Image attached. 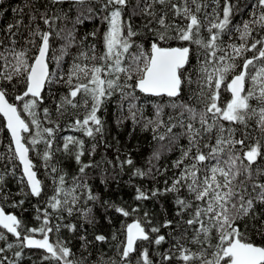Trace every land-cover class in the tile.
Instances as JSON below:
<instances>
[{
  "label": "snow or ice",
  "instance_id": "obj_1",
  "mask_svg": "<svg viewBox=\"0 0 264 264\" xmlns=\"http://www.w3.org/2000/svg\"><path fill=\"white\" fill-rule=\"evenodd\" d=\"M14 11L20 18L0 30V114L11 137L0 153V161L11 164L0 170V264H21L26 249L38 250L31 264H89L93 241L85 225L99 223L97 210L109 224L110 211L133 217L111 234L119 259L104 261L101 254L99 264H264V0H25ZM88 24L92 29L80 34ZM222 86L231 94L223 106ZM61 87L64 93L58 92ZM45 100L54 108L43 107L41 118ZM109 104L117 130L131 120L132 132L137 126L151 131L157 146L149 165L166 152H179L171 182L150 191L137 187L135 196L142 201L171 194L172 218L161 204L164 218L153 224L148 210L139 215L140 205L126 207L93 191L94 169H100L105 189L119 183L126 166L133 169L130 180L168 171L135 167L130 153L121 159L118 137L114 143L106 139ZM146 104L153 117H145ZM79 108L85 110L82 119L69 112ZM165 109L171 110L166 118ZM65 115L74 116L67 127L88 138L87 146L80 135L56 143ZM111 149L114 160L106 156ZM32 151L41 157L51 189L38 177ZM57 152L78 166L70 182L69 174L51 163ZM10 176L18 181L17 193L7 188ZM14 195L22 197L12 201L21 212L26 200L38 201V227L6 211ZM73 215L79 224L63 223ZM62 228L81 233L79 257L70 240L50 238ZM93 240L109 237L96 234ZM164 244H169L165 252L150 256V247Z\"/></svg>",
  "mask_w": 264,
  "mask_h": 264
},
{
  "label": "trees",
  "instance_id": "obj_2",
  "mask_svg": "<svg viewBox=\"0 0 264 264\" xmlns=\"http://www.w3.org/2000/svg\"><path fill=\"white\" fill-rule=\"evenodd\" d=\"M25 0H3L0 3V30L6 27L8 23L14 22L16 19H19L20 17L17 15V13L14 11V9L20 8L24 6ZM27 11V10H26ZM239 19V17L237 18ZM24 24L28 23V17L25 15L23 17ZM137 24H140L141 21L137 20ZM70 26V25H69ZM43 27V25H42ZM92 29V24L86 25L85 28H81L80 34H82L85 30L90 31ZM21 32L24 33V35H27V33L24 31V28L21 27ZM103 31V29H102ZM206 35V33H205ZM99 46V45H98ZM57 49L59 48V41L54 46ZM72 52L75 53L76 49L73 48ZM31 54V53H30ZM51 54V53H50ZM55 55H60L59 51H56ZM66 64L70 63L68 61V58H65ZM195 63V61H194ZM54 67V65H53ZM196 78V75L193 74V79ZM231 79V76L228 78ZM195 87V85H193ZM64 88H59V93H64ZM10 95H15V93H10ZM231 99V94L224 90L223 86L221 89V97L220 102L223 106ZM19 103V102H17ZM48 107L50 110L54 108V104L51 100H45L44 104L41 106V109L39 110L41 118H43L42 108ZM108 111L105 114L109 131L108 135L106 136V139L109 142L114 143L112 140L113 137H118L120 140V148L121 151V159H124V156L126 153H130L132 156V159L134 160L135 167L144 169L145 171L149 168L154 166L153 171L155 172V168H159L163 170L164 168H168L167 172H163L161 175H155V179H153L151 176L139 178V177H131V173L133 169L131 167L126 166L122 172V174L119 177V183L115 184L112 183L109 185L107 189L104 188V186L100 183V169H94L89 172V183L93 187L94 192L102 193L105 197V199H111L112 201L116 202L117 204H121L124 206H132L135 207L137 205L141 206V211L139 215H143L144 210H148L150 213V216H155V219H153V224H157L160 222L164 217L163 213L161 211L160 205L163 204L165 208L168 209V218H172L174 216V207H173V199L174 197L169 194L167 197H158L153 198L150 200H142L137 201L135 199L136 196V188L140 187L142 190L150 191L153 188H163L164 187V181L168 180L169 183L171 182L174 173L177 171L176 169H173L171 167L172 162L178 157L179 152L173 151V152H166L164 153L159 161H153L152 165H149L148 161L152 154L153 149L157 146L156 142L152 140V133L151 131H142L140 126L136 127L135 132H132V122L131 120H128L125 122L122 130H117L115 124L113 123L114 117H113V111H114V105L109 104ZM75 111L76 115H79L81 119L83 118L85 114V110L83 108H79L77 110L69 109V112L72 113ZM170 109H165V118L167 114L170 112ZM23 116L27 117L26 113H22ZM144 115L145 117H153L154 116V109L150 104H146L144 107ZM55 118V117H53ZM30 119V118H28ZM74 119V116L72 115H65L64 117L60 118L59 123L61 124V128L63 129L58 137H57V144H60V138L67 135H80L81 138L85 139L86 146L88 144V138L83 137L82 134L77 133L73 131L72 129H69L67 125ZM45 126H48L47 123H45ZM255 125L253 122L250 121V128H254ZM0 129H3V131H0V153H5L7 150L8 144L11 142L10 133L7 131L5 127V120L0 114ZM129 132H132L131 138H129ZM27 135V134H26ZM253 136H258L259 133L253 131ZM181 143H185V141H181ZM54 147H56V144H54ZM44 145L43 143H40L37 146L38 151H43ZM100 152H104L103 149L99 150ZM106 156L108 159H113L115 156V149L108 150L106 152ZM30 157L34 159V163H36L38 166H40V171L38 172V177L45 179L49 183V189H51V177L47 176L45 174V169L42 167L43 161L41 157L36 155L35 151L30 152ZM85 162L89 159L87 156V153L82 158ZM95 160H99L100 156L97 155L94 157ZM18 164L19 162L16 161ZM52 164H56L58 167H61L64 169L65 172L69 174V182L70 177L77 174L78 166L75 164V161L67 157L62 152H57L55 154L54 159L51 161ZM8 164V167L11 168V164L7 161H0V170H3L4 165ZM104 167H108V165H104ZM111 171V170H110ZM20 174L19 168L17 169V176ZM7 188L11 190L12 193H17L19 191V184L15 177H8L7 178ZM49 195H51V191H49ZM22 197L20 196H12L9 198V201L6 204V211L15 212L18 216L22 217L24 223L28 227H38L40 225V221L36 220V211H35V205H37L38 201L35 198H30L29 200L25 201L24 208L26 211H20L19 209H15L12 207V201L13 200H19ZM41 207L43 205L41 204ZM97 218L99 220V223L95 225V227H88L87 228V235L88 239L90 241H93L92 245L89 247L88 252H91L92 255L88 257L89 264H99L101 254L103 255L104 261H107L109 257L119 259L116 253L115 249V243L111 240V234L114 230L119 229L121 222H127L131 223L133 217H123L122 215L115 213L114 211H110L109 215L112 217V223L109 224L107 221H105L102 218V213L97 210L96 212ZM188 216H185V219H187ZM77 223L79 224V218L75 215L72 217H67L63 221V223ZM186 226H182L184 228ZM169 230L161 229V234H166ZM81 233L77 232L75 234L68 232L66 229H61L59 234L51 233V239H56L57 236L60 239L64 240H70L71 241V247L73 248V251L76 253L77 257L81 254V241L79 240V235ZM96 234H103L109 237L108 242H95L93 240L94 235ZM178 234V233H177ZM37 236H40V234H36ZM192 233L191 231L188 232V236L191 237ZM251 235V234H250ZM119 239H123V234H119ZM213 244L216 243L215 240V233H213ZM13 237L9 235V240L11 241ZM254 241L256 243H262L261 239L259 237H253ZM0 246H3V242H0ZM148 246V245H145ZM193 248V251L197 250L196 246L189 245ZM169 247V244L161 245L158 249L151 248L150 256H155L156 252H165ZM26 255L22 259L21 264H31L32 259H35L36 256L33 255V253H38V250H25ZM133 264H135V261H133Z\"/></svg>",
  "mask_w": 264,
  "mask_h": 264
},
{
  "label": "water",
  "instance_id": "obj_3",
  "mask_svg": "<svg viewBox=\"0 0 264 264\" xmlns=\"http://www.w3.org/2000/svg\"><path fill=\"white\" fill-rule=\"evenodd\" d=\"M3 0H0V3L2 2ZM2 115V114H1ZM3 117V116H2ZM4 118V117H3ZM5 120V119H4ZM37 238H41L40 236H37ZM50 238H51V236H50Z\"/></svg>",
  "mask_w": 264,
  "mask_h": 264
}]
</instances>
